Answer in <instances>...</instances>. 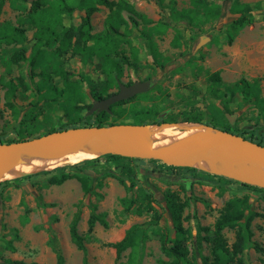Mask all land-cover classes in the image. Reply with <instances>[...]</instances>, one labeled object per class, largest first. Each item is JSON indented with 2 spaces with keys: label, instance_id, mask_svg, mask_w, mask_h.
<instances>
[{
  "label": "rangeland",
  "instance_id": "374dc122",
  "mask_svg": "<svg viewBox=\"0 0 264 264\" xmlns=\"http://www.w3.org/2000/svg\"><path fill=\"white\" fill-rule=\"evenodd\" d=\"M33 0H0V28L23 27L24 41L7 43L0 41V143L21 138L27 125H40L42 129L27 139L48 133L52 128H59L68 118L63 110L50 97H42L46 88L39 91L42 82L41 68L33 67L39 59L35 52V27L24 20L32 10ZM118 1V0H114ZM136 11L147 16L149 23L138 18L134 24L128 17V26L120 28L121 41L117 52L112 53L117 66L110 69L112 76L103 72L104 58L94 54L91 58L74 54L72 49L59 58L66 71L77 75L83 73L89 80L83 81L86 93L85 104H93L94 96L104 84H112L109 93L119 90V83L132 84L136 81L153 79L154 85L144 92L147 98L137 96L130 103L140 106L158 105L159 119H176L178 122L163 123L180 137L197 134L184 128L186 113L195 115L205 113L215 103L224 112L234 117L232 131L251 132L259 128L264 132V112L261 106L246 101L239 94L225 93V87L244 77L257 80L264 99V0H240L257 6L253 13V24L243 28L231 44L226 42V33L230 24L239 15L234 0H209L220 7V16L206 20L204 12L193 7L191 0H127ZM76 4L78 0H70ZM49 5H43L41 11L48 13ZM189 11L191 18H180V13ZM110 9L100 5L91 16L93 33L105 29V20ZM86 15L85 10L76 7L65 12L62 20L66 27H77ZM75 41V38L72 39ZM60 41L47 47V52L55 50ZM25 48V59L11 61L18 49ZM122 69L117 72V67ZM207 71H220L221 82L215 86L208 78ZM48 85L63 86V78L49 68ZM91 84V85H90ZM12 88V89H11ZM211 88L223 93L219 98ZM141 94V93H140ZM147 99V100H146ZM86 107L81 114H87ZM132 121V118L127 119ZM205 126V124H202ZM92 164L85 167V173L91 178L94 192L85 194L77 178L65 181L62 185H48L51 175H38L31 179L20 178L9 173L6 180L0 181V264H7L5 259L37 261L40 264H57V254L65 258V264H125L131 249L117 259L116 250L108 243L123 238L125 231L133 224L152 228V213L143 215L127 213L121 204L123 197L137 195L140 186L154 194L156 208L162 213V225L173 227L170 212L167 209L165 191H176L183 199L190 200V206L184 215L189 219L184 222L192 230V238L187 245L190 254L198 261L200 253L212 256L214 245V223L220 216L225 203L234 196L250 195L251 209L260 215L252 222L254 236L252 242L236 256L230 264H262L264 259V196L260 191L243 189L238 182L225 185L222 190L218 184L205 179L194 178L181 169H173L162 161L142 159L133 161L137 169L135 186L129 189L116 177L122 168L106 154H100ZM74 164L64 165L71 166ZM171 166V165H170ZM181 167V166H175ZM78 172V168H68ZM44 171V170H43ZM38 173V172H37ZM34 174V173H31ZM103 181V186L96 184ZM238 181V180H237ZM264 187V185H260ZM98 193L102 194L100 198ZM97 205L96 213H105L108 226L97 222L89 231L88 220ZM78 219L77 228L85 237L87 252L79 250L71 238V225ZM18 229L19 237H14L13 229ZM200 234V238H199ZM225 237L232 249L236 240L235 230L225 229ZM13 240L15 251L6 248L7 241ZM156 237L148 240L142 251L140 264H156L161 258L167 259Z\"/></svg>",
  "mask_w": 264,
  "mask_h": 264
},
{
  "label": "trees",
  "instance_id": "16d2710c",
  "mask_svg": "<svg viewBox=\"0 0 264 264\" xmlns=\"http://www.w3.org/2000/svg\"><path fill=\"white\" fill-rule=\"evenodd\" d=\"M70 0H33L32 10L24 22L28 23L31 27H35V52L38 53L39 59L33 64L35 68H41L42 82L38 84V90L41 91L46 88L42 97H50L52 101L63 110L68 118L67 121L59 128H52L49 132L64 130L80 126H104L118 123H132L134 125L147 126L151 124L162 123H175L176 119H159L154 120L159 116L160 110L158 105L151 104L150 106H140L131 103L129 106H124L130 103L132 99L137 96L147 98L146 93L137 94L126 100H122L111 105V112L100 111L94 112L90 115L81 114V111L86 107L90 109L93 104L86 105V93L83 89L82 82L89 80L83 73L77 75V79L72 72L66 71L63 67V62L60 57L63 53L72 49L74 54H79L85 58H91L94 54L104 58L103 72L112 76L110 69L113 65L117 66V62L113 59L112 53L117 52L120 46V35L122 34L120 28L128 26V20L124 16V11H127L128 17L134 24H138V18L143 22L149 23L151 20L146 15L139 13L135 10L134 6L127 0H78L76 2H69ZM16 2V0H14ZM193 7L204 12L206 20L217 19L220 16V7L216 3L209 0H191ZM49 5L48 13L41 11L42 6ZM234 6L238 8L239 15L230 24L226 33V42L231 44L238 33L254 23V9L262 7V3L257 6H252L249 3L234 0ZM100 5H104L110 9V13L105 20V29L101 32L93 33V26L91 24L92 14L98 10ZM76 7L86 11V15L82 18V22L77 27H66L62 15L65 12H71ZM264 10V9H262ZM189 11L180 13V18H191ZM23 27H1L0 28V41L23 42L24 32ZM75 38L73 42L72 39ZM60 41V45L51 53L47 52V47L52 46ZM25 59V48L18 49L11 57V61L18 62ZM49 68L53 69L56 74L63 78V86L48 85L49 82ZM117 72L121 73L122 69L118 66ZM208 78L212 85L221 82L220 71L210 72L207 71ZM113 83H117L116 78L113 77ZM90 81V80H89ZM112 84H104L101 87L100 93L94 97L96 99H103L113 93H109ZM91 85V84H90ZM12 89V88H11ZM215 96L219 98L222 96L218 93L216 88H211ZM225 93L232 96L239 94L244 100L253 102L261 106L264 112V99L261 97V89L257 80L250 81L247 78H240L233 84H228L225 87ZM224 95V94H223ZM147 100V99H146ZM209 111L207 116L209 121H205L204 115L186 113L183 122L201 123L212 126L214 128L225 129L232 133L245 137L260 145H264V132L258 134L259 128L254 131L238 132L231 130V122L229 121L226 113L219 105L211 103L208 107ZM132 118V121L127 119ZM163 125V124H162ZM22 132L21 138L13 141L26 140L28 136H33L38 133L42 127L40 125H27ZM48 132V133H49ZM186 137V136H185ZM118 166L122 168V173L117 175L109 173L106 176L116 177L123 185L132 189L135 186L137 177L136 166L133 161H140V158L125 157L116 154H106ZM98 158V157H97ZM95 159H87L79 163H75L70 167L78 168V172H72L69 166H60L52 170H44L38 173L25 175L20 178L31 179L38 175H51L48 179V185H62L65 181L77 178L82 185L85 194L94 192V185L91 178L85 173V167L92 164ZM153 161H156L153 159ZM158 161V160H157ZM164 164V163H163ZM166 165V164H164ZM173 169H181L190 173L194 178L208 180L209 182L216 183L222 190L224 186L232 182L240 183L243 189L249 191H260L264 196V187L253 185L247 182H240L235 179L229 178L225 175L214 174L212 170L205 168H198L194 166H181L175 167L166 165ZM6 183H12L6 180ZM1 184V183H0ZM98 187L103 186V181L99 180L96 184ZM165 200L167 209L170 212L173 227L162 225V213L155 206L156 199L154 194L147 188L140 186L137 189V195L131 197H123L121 204L127 213L136 215H143L146 212L152 213V228L133 224L126 231L122 239L108 243V246L116 250L117 259H119L123 252L131 249L129 259L125 264H140L143 256V247L145 243L152 237H156L160 242V248L167 259H159L156 264H230L236 259V256L241 253L249 243L252 242L254 231L252 229L253 220L260 214L251 209L250 195L244 194L243 196H234L230 198L222 208L220 216L214 223V245L212 247V256H207L200 253L201 261H198L195 255L190 254V249L187 245L189 239L192 238V230L186 227L184 222L189 219L188 215H184L185 209L190 206V200L183 199L176 191L168 189L165 191ZM100 198L102 194L98 193ZM97 205L93 206V212L88 220L89 231H92L97 222L108 226L105 213H96ZM78 219L71 225V238L76 244L77 248L86 254L87 246L85 237L79 233L77 228ZM235 230L236 240L230 248L224 234L225 229ZM14 237L18 238V229H13ZM200 238V234H199ZM6 248L15 251L16 247L13 240L7 241ZM1 258V255H0ZM7 264H40L37 261L26 262L23 260L5 259ZM57 264H65V258L62 253L57 254ZM86 264V261H85ZM264 264V259L262 260Z\"/></svg>",
  "mask_w": 264,
  "mask_h": 264
},
{
  "label": "water",
  "instance_id": "95a60500",
  "mask_svg": "<svg viewBox=\"0 0 264 264\" xmlns=\"http://www.w3.org/2000/svg\"><path fill=\"white\" fill-rule=\"evenodd\" d=\"M154 85L153 79L136 81L132 84L119 83V90L108 97L96 100L87 114L111 112V105L147 92ZM231 123L234 117L227 113ZM161 125V124H159ZM149 126V125H147ZM132 123H118L104 126H80L40 135L32 139L0 143V181L17 163L23 151H30L49 157H62L88 146L100 154H116L125 157L154 159L171 166H192V159L239 161L243 160L251 180L236 175H225L240 182L264 185V145L225 129L205 125L198 134L173 141L163 147H153L147 143ZM2 129H0V133ZM106 138L113 143H107Z\"/></svg>",
  "mask_w": 264,
  "mask_h": 264
},
{
  "label": "bare ground",
  "instance_id": "6f19581e",
  "mask_svg": "<svg viewBox=\"0 0 264 264\" xmlns=\"http://www.w3.org/2000/svg\"><path fill=\"white\" fill-rule=\"evenodd\" d=\"M188 123L184 126L186 130L194 131L197 134L205 129L201 123ZM163 124V123H162ZM159 124H151L147 127H139L138 131L144 136L148 144L153 147H163L173 141L181 139L172 128ZM107 143H113L110 138H106ZM100 153L88 146H83L79 150L62 157H49L30 151H23L18 156L17 163L9 170L6 176L11 172L15 176L29 175L43 170H52L60 166L79 163L81 161L98 157ZM192 166L205 168L217 173L236 175L239 177L253 179L246 171L243 160L223 161L216 160H198L192 159L189 162ZM6 176L3 178L6 180Z\"/></svg>",
  "mask_w": 264,
  "mask_h": 264
}]
</instances>
